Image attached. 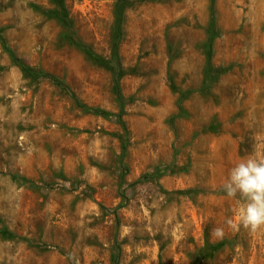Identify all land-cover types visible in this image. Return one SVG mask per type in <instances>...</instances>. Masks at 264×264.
<instances>
[{"label": "rangeland", "instance_id": "rangeland-1", "mask_svg": "<svg viewBox=\"0 0 264 264\" xmlns=\"http://www.w3.org/2000/svg\"><path fill=\"white\" fill-rule=\"evenodd\" d=\"M0 35L63 85L0 44V264H264L222 191L264 154V0H0Z\"/></svg>", "mask_w": 264, "mask_h": 264}, {"label": "clouds", "instance_id": "clouds-1", "mask_svg": "<svg viewBox=\"0 0 264 264\" xmlns=\"http://www.w3.org/2000/svg\"><path fill=\"white\" fill-rule=\"evenodd\" d=\"M222 191L227 197L240 200L235 222L228 221L234 229L242 227L252 233L264 229V154L241 158L229 170ZM214 235L223 238V228L214 229Z\"/></svg>", "mask_w": 264, "mask_h": 264}, {"label": "trees", "instance_id": "trees-1", "mask_svg": "<svg viewBox=\"0 0 264 264\" xmlns=\"http://www.w3.org/2000/svg\"><path fill=\"white\" fill-rule=\"evenodd\" d=\"M64 21H65V18H64V20H63L62 22H64ZM0 44H1L2 48H3V49L8 53V55L11 57V59L14 61V63L17 64V65L22 69V71H23L26 75H28V76H30L31 78H34V79H50V80L53 81L56 85H58V86H63L62 83H61L60 81H58L56 78H54V77H52V76H50V75H46V74L41 75V74H39V73H36L35 71H33V70H31L30 68H28L25 64H23V63H21L20 61H18V60L14 57L13 53L10 52L9 49H7V47H6V45H5V42H4L3 38L1 37V35H0ZM208 66H209V64H208ZM117 90H118V89H117ZM116 94H117V96H118V100L120 101V100H121V97H120V95H119V92L117 91ZM224 245H225L224 242H219V243H217L216 245H212V246L210 247V249L213 250V251H218V250L221 249Z\"/></svg>", "mask_w": 264, "mask_h": 264}]
</instances>
